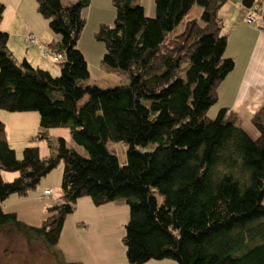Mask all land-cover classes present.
I'll list each match as a JSON object with an SVG mask.
<instances>
[{
    "label": "trees",
    "instance_id": "obj_1",
    "mask_svg": "<svg viewBox=\"0 0 264 264\" xmlns=\"http://www.w3.org/2000/svg\"><path fill=\"white\" fill-rule=\"evenodd\" d=\"M35 1L60 37L50 44L62 55L60 74L17 64L0 31V111L37 112L43 131L68 130L85 155L60 137L50 157L30 145L18 158L0 121V232L14 229L62 256L58 241L78 199L97 207L123 201L129 264H264V105L252 118L256 140L228 109L213 120L206 115L235 68L218 17L225 0H154L153 17L135 0H111L114 20L96 33L105 47L101 64L126 73L128 82L108 88L84 84L90 73L77 48L91 0ZM194 6L200 18L175 34ZM2 16L0 5V22ZM36 138L52 149L44 133ZM109 142L126 144L124 165ZM150 144L154 149L140 150ZM60 163V200L39 227L3 211L4 201L27 196ZM2 172L18 177L5 181Z\"/></svg>",
    "mask_w": 264,
    "mask_h": 264
},
{
    "label": "crops",
    "instance_id": "obj_2",
    "mask_svg": "<svg viewBox=\"0 0 264 264\" xmlns=\"http://www.w3.org/2000/svg\"><path fill=\"white\" fill-rule=\"evenodd\" d=\"M75 2L76 0H73L69 5ZM135 3L144 7L148 17L155 15L154 0H148V5H145L143 0H135ZM0 5L3 6L0 31L8 35L7 47L16 63L21 64L26 60L32 67L46 70L52 76H58L60 66H54L46 56H43V48L50 47L51 43H56L59 39L56 40L50 34L52 32H48L49 25L45 22L47 20H41L44 18L37 11L36 1L0 0ZM89 7L99 15L105 14L107 10L114 11L111 0H91ZM102 18L99 17L100 24H111V22L106 23V20L101 21ZM43 26L47 27L46 30L41 29ZM251 29L254 38L249 53L245 61L239 64L235 57L230 56L235 62L234 73L237 76L232 78L233 82L229 86V79L233 75L230 73V76L223 81L225 86L219 90L223 82L220 83L218 102L222 101V94L225 93L227 101L223 102L222 108L236 114L238 125L256 140L259 132L252 124V118L264 105V24ZM29 36H34L38 44H30ZM41 45L43 48H40ZM86 62L90 78L84 84L93 85L95 81L92 79L90 64L87 59ZM99 70L104 73L105 78L110 77L108 68L102 64ZM102 80L104 83L108 81ZM124 82L126 84L128 78ZM31 117L34 119L32 124L29 122ZM35 120V116L26 113L0 114L7 141L18 158L22 156L24 147L30 145L38 146L41 158H48L55 152L60 137L65 139L69 147L76 149L77 152L80 151V148L72 142L68 130L43 131ZM37 133H44L51 140L52 149L49 148L46 140L36 138ZM62 174L63 164L60 163L27 196L12 195L4 201L1 205L3 211L15 213L21 222L29 226L39 227L48 217V209L60 200ZM2 177L5 181H12L18 177V173L2 172ZM48 190L51 191L50 195L45 194ZM129 217V207L123 201L97 207L88 197L78 199L74 212L65 219L57 245L64 262L66 264H129L123 243ZM145 264H169V262L149 261Z\"/></svg>",
    "mask_w": 264,
    "mask_h": 264
},
{
    "label": "rangeland",
    "instance_id": "obj_3",
    "mask_svg": "<svg viewBox=\"0 0 264 264\" xmlns=\"http://www.w3.org/2000/svg\"><path fill=\"white\" fill-rule=\"evenodd\" d=\"M145 5H148V0H143ZM243 0H225L224 5L218 12V17L223 24L224 34L228 37V46L226 49V57H235L237 63H243L246 56L249 53L254 36L253 30L250 28H258L262 23L264 24V12L263 2L256 0L251 9H246L242 6ZM73 0H63V5H69ZM105 14L99 15L94 9L88 7L83 11V16L86 20L85 27L81 33L80 39L77 44V48L83 53L84 57L88 60L91 68L92 79L94 84L103 87H113L125 84V79L128 78L126 73L109 70L108 78H105L104 73H101L99 66L101 65V59L105 53L104 44L96 39V33L99 30V17H103L101 21H107L106 23H112L114 20V11H105ZM202 13V8L194 6L190 11L188 17L176 29L175 34H179L183 30V26L187 20L199 19ZM252 15L254 22L252 25L246 23V17ZM260 16L262 17V22ZM46 20V19H41ZM44 22V21H43ZM48 24V21H45ZM105 23V22H102ZM258 23V25H257ZM48 26V25H46ZM47 27L41 28L46 30ZM51 32L50 29H47ZM52 34L56 40L60 37ZM47 43V42H43ZM40 48H43L41 45ZM44 56V55H43ZM45 57V56H44ZM230 57V58H231ZM48 58L51 63L58 67L63 62V59L59 61H53L51 57ZM95 66V67H94ZM185 68V67H183ZM233 70L231 79H229V86L236 73ZM230 76V75H228ZM227 76V77H228ZM53 77H57L53 75ZM108 80L104 83L102 80ZM223 82V81H222ZM221 82V83H222ZM224 82L220 85L219 90L225 86ZM222 101L217 102L207 112V117L211 120L215 119L222 108L223 102L227 101V95L222 94ZM0 114H8L6 111H0ZM31 116H35V123H39V114L37 112H26ZM29 122L34 123V119L31 117ZM38 135V133H37ZM108 149L114 151L118 158L119 164L124 165L126 163V150L127 146L123 142H109ZM155 145H148L145 148H140L142 151H150L154 149ZM82 155H85L84 150L80 148L79 151ZM169 264H175L173 261L167 260ZM0 264H66L64 259L59 254H54L44 243L40 240L28 241L23 235L15 231L14 229H6L0 232Z\"/></svg>",
    "mask_w": 264,
    "mask_h": 264
},
{
    "label": "built area",
    "instance_id": "obj_4",
    "mask_svg": "<svg viewBox=\"0 0 264 264\" xmlns=\"http://www.w3.org/2000/svg\"><path fill=\"white\" fill-rule=\"evenodd\" d=\"M261 22H262V17L260 16ZM246 23L252 25L254 22V17L252 15H248L246 17ZM258 25V23H257ZM30 44H38L37 39L34 36H29L28 38ZM43 55L46 57H51L53 61H59L60 59H62V55L56 53L51 47H44L43 48ZM46 195H50L51 191L48 190L45 192Z\"/></svg>",
    "mask_w": 264,
    "mask_h": 264
},
{
    "label": "water",
    "instance_id": "obj_5",
    "mask_svg": "<svg viewBox=\"0 0 264 264\" xmlns=\"http://www.w3.org/2000/svg\"><path fill=\"white\" fill-rule=\"evenodd\" d=\"M256 0H243L242 1V6L244 7V8H246V9H251L252 8V6H253V4H254V2H255Z\"/></svg>",
    "mask_w": 264,
    "mask_h": 264
}]
</instances>
